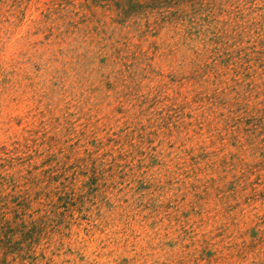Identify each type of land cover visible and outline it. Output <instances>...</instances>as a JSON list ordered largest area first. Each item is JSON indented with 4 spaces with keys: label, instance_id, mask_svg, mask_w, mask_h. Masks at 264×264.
I'll use <instances>...</instances> for the list:
<instances>
[{
    "label": "rangeland",
    "instance_id": "1",
    "mask_svg": "<svg viewBox=\"0 0 264 264\" xmlns=\"http://www.w3.org/2000/svg\"><path fill=\"white\" fill-rule=\"evenodd\" d=\"M0 264H264V0H0Z\"/></svg>",
    "mask_w": 264,
    "mask_h": 264
}]
</instances>
